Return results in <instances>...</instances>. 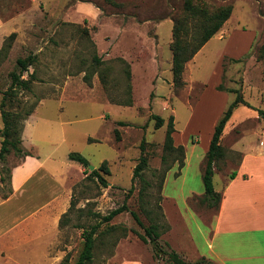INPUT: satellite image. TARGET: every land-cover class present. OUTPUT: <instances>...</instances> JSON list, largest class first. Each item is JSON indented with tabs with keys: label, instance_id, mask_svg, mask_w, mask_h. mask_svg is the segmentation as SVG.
<instances>
[{
	"label": "rangeland",
	"instance_id": "obj_1",
	"mask_svg": "<svg viewBox=\"0 0 264 264\" xmlns=\"http://www.w3.org/2000/svg\"><path fill=\"white\" fill-rule=\"evenodd\" d=\"M185 1L0 0V16L21 19L18 28L12 23L5 27L8 34L18 31L7 55L0 56V107L12 85L11 74L20 72L18 60L36 57L22 74L23 79L33 75L31 90L8 97L5 109L18 112L37 105L36 114L24 123L27 130L22 138L28 139L24 138L23 147L33 153V144L42 158L54 157L57 174L75 177L71 196L76 206L68 214L69 224L61 228L58 246L66 250L69 264L78 259L82 232L97 223L95 215H108L125 204L127 211L102 225L93 264H175L170 258L173 252L185 264H213L196 257L190 233L198 234L200 221L193 212L201 206L192 198L205 191V157L214 129L236 96L225 91L227 97H219L218 84L223 83L225 90L242 89L255 109L241 106L225 128L221 145L228 157L215 167L216 191L221 190L225 175L237 170L241 153L236 151L246 152L264 139V119L256 110H264V57L258 58L264 53V0H193L211 13L232 4L233 13L222 30L232 39L220 35L211 39L187 63L183 85L176 87L173 19L184 18ZM195 23L189 22L191 30ZM235 58L244 61L233 62ZM124 62L130 66L131 81ZM88 72L91 85L84 80ZM152 114L166 123L175 117L174 139L187 154L186 167L175 164L162 193L166 124L155 129ZM118 121L127 126H118ZM2 129L0 111V144ZM143 138L149 164L131 190ZM71 152L82 154L94 169L107 161L111 174H102L109 186L86 178L91 170L71 161ZM21 162L14 153L0 162L1 194L10 187L1 183V176L7 177V171ZM132 211L144 226L158 225V241L141 240L145 231Z\"/></svg>",
	"mask_w": 264,
	"mask_h": 264
},
{
	"label": "crops",
	"instance_id": "obj_2",
	"mask_svg": "<svg viewBox=\"0 0 264 264\" xmlns=\"http://www.w3.org/2000/svg\"><path fill=\"white\" fill-rule=\"evenodd\" d=\"M20 21V17L0 16V50L5 37L18 31L8 34L7 24L18 28ZM223 28L215 36L231 40L230 33L222 34ZM217 95L227 97L225 91ZM26 130L27 125L23 134ZM24 138H28L23 136L25 144ZM258 143L246 152L236 151L241 153L236 176L225 175L217 210L192 206L200 221L198 234L190 233L196 257L213 264H264V139ZM31 146L35 152L31 150V155L11 169V194L7 198L0 194V264H62L68 255L58 247L60 220L70 207L75 177L57 174L54 157L42 158ZM29 204H33L32 211Z\"/></svg>",
	"mask_w": 264,
	"mask_h": 264
},
{
	"label": "trees",
	"instance_id": "obj_3",
	"mask_svg": "<svg viewBox=\"0 0 264 264\" xmlns=\"http://www.w3.org/2000/svg\"><path fill=\"white\" fill-rule=\"evenodd\" d=\"M110 1V0H109ZM113 3V2H111ZM114 4V3H113ZM233 5H225L218 8L213 13L209 12L208 9H205L203 6L196 5L193 0H186L184 4V18L173 19V41L171 43V49L173 53L172 58V74L174 79V84L176 87H181L183 85V75L186 70V65L189 63L196 54L215 36L217 35L224 24L230 19L233 13ZM195 23V28L191 30L189 22ZM16 33H12L8 39L3 44V47L0 50V56L7 55L8 51L12 46V41L15 40ZM264 47V46H263ZM264 57V53L260 52L258 55L259 59ZM36 61V57L29 56L24 59L18 60V65L20 67L19 73H12V85L8 91L4 93L3 100L1 102V116L3 121V129L1 130V146H0V162H5L7 157L14 153L19 156L21 159L31 155L23 147V138L22 133L24 131V123L29 119L31 115L35 112L36 106L33 105L29 109L23 111H9L5 109L6 102L8 97L16 96L20 90H31V82L33 80V75H29L28 79H23L22 74L28 72L30 66H32ZM97 63L100 64V59H97ZM233 62H242L244 59L234 60ZM127 64V62H124ZM128 68L126 70V75L129 81H131V70L130 66L127 64ZM225 70V69H224ZM92 73L88 72L84 76V80L91 85ZM224 79V77H223ZM217 89L219 91H227L234 93L235 99L229 104L227 109L224 111L222 117L215 126L214 133L209 145L205 157V169L203 174V183L205 187V193L201 196H194L192 201L199 204L201 207H206L208 209L217 210L220 206L222 200V194L217 192L214 187V174L215 167H220V162H223L228 157L227 152L223 149L221 145L222 137L224 135L225 128L231 118L233 117L235 111L240 106H246L248 108L255 109L243 95L242 89H232L225 90L223 83H221ZM130 104V103H129ZM259 117L264 119V110L256 109ZM151 119L155 121V129L159 130L163 128L166 124V134L163 144V155L161 157L163 163V171L161 173V179L159 183V188L161 193L163 192L165 180L167 174L173 169L175 164L178 163L179 169H183L186 165V147L183 145H176L174 139L175 128V117L170 116L168 122L166 123L165 119L159 115L152 114ZM118 126H127V123L123 121L117 122ZM116 139L120 140V131L115 129ZM90 142H95L93 139H89ZM145 138H143L140 148L142 154L140 160L136 165L133 172V186L134 181L137 177L142 176V172L148 167L149 159L145 151ZM69 159L71 161L79 163L87 170H91L90 161L78 152H71L69 154ZM110 175L111 171L108 166V162L104 161L101 166L97 169L91 170L89 175L86 177L90 180L97 181L100 186L107 188L109 182L106 177L103 175ZM236 173L231 175L232 178H235ZM11 179V170L7 171V177L4 175L1 176V183H7L10 186ZM12 190L9 187L8 191L1 194L3 198H7L11 194ZM76 206L75 200L71 199L70 207L68 211L63 214L60 220V227L63 228L69 224L68 214ZM162 208V206H161ZM127 205H123L113 211L108 215L96 214L95 217L98 218L97 223L91 225L88 228H85L82 232L83 247L79 254L78 259L73 264H93L95 260V251L97 244V236L100 232L102 225L110 223L116 216L127 211ZM135 221L144 229L145 234H140L141 240L145 243L148 242V238L152 242H156L160 239L161 233L159 231L158 225H151L149 227L144 226L138 214L134 211L131 212ZM171 260L175 264H185L184 260L180 258L177 252H173L170 255ZM62 264H69V255H67Z\"/></svg>",
	"mask_w": 264,
	"mask_h": 264
},
{
	"label": "water",
	"instance_id": "obj_4",
	"mask_svg": "<svg viewBox=\"0 0 264 264\" xmlns=\"http://www.w3.org/2000/svg\"><path fill=\"white\" fill-rule=\"evenodd\" d=\"M91 170H94V167L93 166H91Z\"/></svg>",
	"mask_w": 264,
	"mask_h": 264
}]
</instances>
